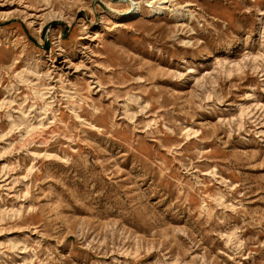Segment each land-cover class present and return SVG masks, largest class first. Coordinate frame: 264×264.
<instances>
[{"label": "rangeland", "instance_id": "obj_1", "mask_svg": "<svg viewBox=\"0 0 264 264\" xmlns=\"http://www.w3.org/2000/svg\"><path fill=\"white\" fill-rule=\"evenodd\" d=\"M0 264H264V0H0Z\"/></svg>", "mask_w": 264, "mask_h": 264}, {"label": "bare ground", "instance_id": "obj_2", "mask_svg": "<svg viewBox=\"0 0 264 264\" xmlns=\"http://www.w3.org/2000/svg\"><path fill=\"white\" fill-rule=\"evenodd\" d=\"M157 10H155V12H156ZM136 12H137V10L135 9L133 12H131V14L130 15H132L134 18H135V16H136Z\"/></svg>", "mask_w": 264, "mask_h": 264}]
</instances>
